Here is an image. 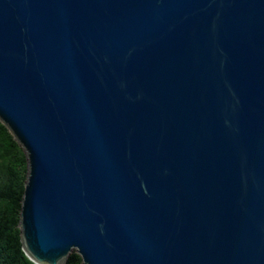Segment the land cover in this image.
<instances>
[{
    "label": "water",
    "instance_id": "1",
    "mask_svg": "<svg viewBox=\"0 0 264 264\" xmlns=\"http://www.w3.org/2000/svg\"><path fill=\"white\" fill-rule=\"evenodd\" d=\"M0 123L33 264H264V0H0Z\"/></svg>",
    "mask_w": 264,
    "mask_h": 264
},
{
    "label": "trees",
    "instance_id": "2",
    "mask_svg": "<svg viewBox=\"0 0 264 264\" xmlns=\"http://www.w3.org/2000/svg\"><path fill=\"white\" fill-rule=\"evenodd\" d=\"M26 173L22 148L0 123V264H33L19 241L18 211ZM63 264H81L71 250Z\"/></svg>",
    "mask_w": 264,
    "mask_h": 264
}]
</instances>
